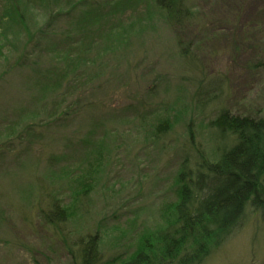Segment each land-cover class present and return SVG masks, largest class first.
Masks as SVG:
<instances>
[{"label": "rangeland", "instance_id": "1", "mask_svg": "<svg viewBox=\"0 0 264 264\" xmlns=\"http://www.w3.org/2000/svg\"><path fill=\"white\" fill-rule=\"evenodd\" d=\"M186 1L201 16L185 33L191 64L151 0H0L7 67L23 54L27 35L39 41L30 68L4 75L0 65V264H72L73 243L94 234L99 264H108L165 229L184 158L194 167L218 156L209 128L216 105L196 94L203 82L223 78L221 106L264 117V0ZM11 19L17 25L9 30ZM62 50L80 62L65 68L49 59ZM34 80L49 88L39 102ZM23 104L40 119L24 123L22 132L4 131ZM164 118L171 128L154 137ZM99 146L81 197V185L65 182L63 173ZM41 187L68 206L60 229L40 217ZM207 250L201 264H263L264 214L247 206Z\"/></svg>", "mask_w": 264, "mask_h": 264}, {"label": "trees", "instance_id": "2", "mask_svg": "<svg viewBox=\"0 0 264 264\" xmlns=\"http://www.w3.org/2000/svg\"><path fill=\"white\" fill-rule=\"evenodd\" d=\"M113 1L116 5L123 0ZM151 2L166 24L176 32V44L182 60L186 64L194 63V51L191 42L185 41V33L194 26L198 27L200 14L186 0ZM16 25L15 20L11 19L7 29L11 30ZM258 26L262 29V25ZM5 31L6 26L0 27V65L7 67L8 59L12 56L9 55L11 50L7 51L5 47ZM27 36L30 39L21 52L23 54L16 56L4 75L10 74L11 70L28 69L34 65L31 62L35 54L30 53V50L35 49L39 41H35L31 35ZM49 59L65 68H70L71 63V68H74V64L77 65L81 58L80 55L71 58L62 50L59 55L52 51ZM64 81L65 89L72 87L70 78L66 77ZM223 82V78L208 80L199 85L196 92L198 97L209 95L210 102L216 105V116L209 122V128L216 139L217 158L214 161L201 158L194 162V167L184 158L174 181L176 198L164 219L168 226L142 236L135 249L124 260L117 258L116 262L112 260L108 264H201L209 246L219 244L230 233L241 220L247 206L264 214V117L232 113L221 106L223 100L217 101L224 94ZM32 88L36 91L38 102L45 96L44 90L49 89L45 82L37 80H34ZM32 103L31 101L30 105ZM63 103L62 101L61 104ZM25 105L15 109L17 119L5 125L4 131L22 132L24 123L40 119L41 113L38 114ZM170 128V119L164 118L155 127L153 136L165 134ZM100 148L102 147L84 151L87 157L82 156L76 170L63 173L65 182L81 185V197L88 190V178L83 174L88 170V165L92 170L93 165H97ZM95 152L97 153L94 154ZM40 195L46 203L45 209L40 208L41 219L45 224L54 226V229H60L61 227L56 226L69 218L67 204L54 192H48L43 187ZM71 197L75 199L74 196ZM99 242L98 234L77 239L73 243L72 264H99Z\"/></svg>", "mask_w": 264, "mask_h": 264}, {"label": "flooded vegetation", "instance_id": "3", "mask_svg": "<svg viewBox=\"0 0 264 264\" xmlns=\"http://www.w3.org/2000/svg\"><path fill=\"white\" fill-rule=\"evenodd\" d=\"M263 264H264V262H263Z\"/></svg>", "mask_w": 264, "mask_h": 264}]
</instances>
